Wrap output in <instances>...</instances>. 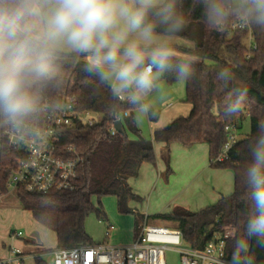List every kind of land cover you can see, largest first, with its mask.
I'll list each match as a JSON object with an SVG mask.
<instances>
[{"label": "trees", "instance_id": "16d2710c", "mask_svg": "<svg viewBox=\"0 0 264 264\" xmlns=\"http://www.w3.org/2000/svg\"><path fill=\"white\" fill-rule=\"evenodd\" d=\"M177 9L185 19V29L177 39L186 44L179 45L178 49L201 61L188 60L190 73L187 77H179L174 70L162 75L168 83L185 81L184 102L191 109L187 115L155 129L153 140L129 137V132L140 134L133 112L141 104L118 100L108 86L87 71L83 61L72 56L63 62L60 83L44 92L41 106L47 101L57 104L67 93L77 98L80 110L102 115L101 122L93 126L77 125L66 137V142L76 146L83 158L76 189L47 194L18 189L23 209L55 233L57 247L95 243L86 231V220L92 212L107 220L102 210V199L106 196L116 198L121 214L135 213L130 202L141 199L134 193L130 180L138 176L144 163L156 161L154 142L168 147L172 143L184 146L206 143L211 165L230 168L235 176L234 192L213 205L197 212L178 208L154 218L172 223L192 247L201 248L214 236L227 234L228 259L236 254L238 242L246 239L247 205L242 175L249 158V141L257 134L258 121L264 120V30L250 24V30L232 31L230 24L239 20L235 17L224 22V28L213 26L205 18L202 0H178ZM249 34L257 48L247 58L249 49L245 39ZM126 110L131 111V115L122 122L123 133L111 135L109 127L113 117ZM148 114L151 122L159 120L160 112L153 108L148 107ZM246 116L251 122L250 134L232 147L228 159L215 162L227 141L226 126L234 125L239 130ZM5 127L6 124L0 123V196L9 190L8 180L15 169L16 157L4 136ZM94 199L98 201L97 206ZM146 218L142 214L136 216L135 238L141 232L138 221ZM249 256L254 264H264V248L254 242ZM35 260L36 264H51L40 257Z\"/></svg>", "mask_w": 264, "mask_h": 264}, {"label": "clouds", "instance_id": "9594fccd", "mask_svg": "<svg viewBox=\"0 0 264 264\" xmlns=\"http://www.w3.org/2000/svg\"><path fill=\"white\" fill-rule=\"evenodd\" d=\"M178 0H0V123L19 133L41 109L44 92L60 83L72 56L112 95L140 104L159 78L190 73L178 52L185 19ZM213 26L239 18L264 30V0H202ZM195 47V45H193ZM194 59V57H193ZM242 180L247 220L234 264H254L240 253L264 248V120L248 144Z\"/></svg>", "mask_w": 264, "mask_h": 264}, {"label": "built area", "instance_id": "2783aa9c", "mask_svg": "<svg viewBox=\"0 0 264 264\" xmlns=\"http://www.w3.org/2000/svg\"><path fill=\"white\" fill-rule=\"evenodd\" d=\"M225 23L222 27L224 28ZM232 31L250 30V24L242 20L230 24ZM250 39L252 40V36ZM251 41L249 53L257 47ZM79 61V60H78ZM132 104L127 99H118ZM143 104V100L140 103ZM96 113L82 111L78 100L70 94H63L57 104L45 102L37 116L30 122L23 133H19L6 124L4 136L8 146L15 153V169L8 180V189H22L29 193L47 194L52 191H72L76 189L79 178V166L83 158L76 146L66 142L68 132L83 124L93 126ZM131 111L116 114L109 127L111 135H117V121L123 122ZM227 141L215 162L228 159L229 151L239 141L234 126H226ZM21 231L13 234L21 238ZM228 235L214 236L203 247H192L183 238L177 228L144 224L140 234L128 245H114L106 242L81 244L72 247H57L51 251L24 253L20 248L8 247L7 256L0 258V264H25L30 257L46 259L49 255L51 264H167L166 252L175 251L180 256L181 264H234L233 258L226 256ZM91 253V260L87 254ZM234 257V256H233ZM249 251L241 255L247 260Z\"/></svg>", "mask_w": 264, "mask_h": 264}, {"label": "rangeland", "instance_id": "374dc122", "mask_svg": "<svg viewBox=\"0 0 264 264\" xmlns=\"http://www.w3.org/2000/svg\"><path fill=\"white\" fill-rule=\"evenodd\" d=\"M250 35L245 39L247 46L251 43ZM180 55L186 60L201 61L197 56L188 54L182 49H178ZM194 57V59H193ZM186 96L185 81L179 80L175 83H168L162 79L158 80L157 88L143 100V104L133 112V119L140 130V134L129 132L132 140L143 137L147 140L152 139V130L154 127L166 125L172 117L186 115L190 110V105L184 102ZM148 107L160 112L158 123H152L149 119ZM217 112V109H214ZM96 122H101L102 115L94 114ZM251 131V122L249 116H246L241 127L237 131L238 139L241 140ZM205 145V144H201ZM161 143L154 142L155 153H161ZM174 147H182L180 144ZM173 151L174 155H182L181 152ZM200 154L198 150L197 155ZM176 155V156H177ZM186 157L188 154H185ZM188 158V157H187ZM192 170H183V164L180 168H174L173 173H163V176L156 173H145L146 179L141 182L132 180L131 186L134 192L143 197L140 202H133L130 207L135 211L134 214H121L117 207V200L114 196H106L102 199V210L107 220L100 218L96 212H92L86 220V231L95 243L106 242L119 245L131 242L135 236V218L137 215L147 217L144 221L139 220L138 224L143 228L144 224L175 228L172 223L163 219L153 218V214H165L173 212L180 207H187L190 210H200V206H208L213 202L216 195L213 189V182L208 178V172L200 165V159H195ZM198 164V165H197ZM190 167V166H189ZM166 169V168H165ZM164 169V171H165ZM168 176V179L165 177ZM198 177H200L198 179ZM234 178L232 181V191L224 194L230 195L234 192ZM198 183L199 186L194 185ZM226 187V186H225ZM186 189L188 193H185ZM224 190V189H223ZM219 192L218 189L216 193ZM95 205L98 201L94 199ZM203 207V208H204ZM150 220L148 221V219ZM21 231L22 237L17 239L13 234ZM229 233V232H228ZM25 241H29L26 243ZM4 244L7 247L20 248L24 253H34L36 251H51L57 247L55 233L40 225L33 215L23 209L18 190H8L6 194L0 196V258L7 256ZM8 249V248H7ZM8 253V252H7ZM50 256L46 259L49 261ZM167 264H181L180 256L177 252L169 250L166 252ZM25 264H36L34 257L27 259Z\"/></svg>", "mask_w": 264, "mask_h": 264}, {"label": "crops", "instance_id": "0c3cea01", "mask_svg": "<svg viewBox=\"0 0 264 264\" xmlns=\"http://www.w3.org/2000/svg\"><path fill=\"white\" fill-rule=\"evenodd\" d=\"M179 41L181 42L180 43L181 46H186V44L183 41H181V40H179ZM190 109H191V107H190ZM179 116H182V115H178V116L174 115L172 117V119L167 124H169L172 120H174L175 118H177ZM152 123L156 124V123H158V121L152 122ZM166 125L154 127L152 130V134H153V131L155 129L163 128ZM161 144L164 147L161 146V148H160L161 153L160 154H158L156 151V161L154 163H144L139 170L138 176L135 178H132L130 180V185H131L132 180H135V182H137V183L141 182V184H142V180L146 179V174H145L146 172L147 173H151V172L156 173V171L158 170L157 172L160 173L161 176H163V173H165V172L167 174L173 173L174 168H180L182 163L185 164V165H183L182 169L183 170H189V172H190L192 170V166L195 164V162H197L194 160L199 158L201 162H198V163H200V165L202 167H204V169L208 172V178L211 182H213V184H211V185H213V189L215 190V194H216L213 198L214 199L213 202L211 204H209L208 206L213 205L218 200H220L222 197L228 196V195L224 194L226 192H222V191H232L233 178L235 181V176H234L233 170L230 168H217V167L212 166L211 162H210L209 146L206 143H198V144H195L192 146L182 145V147H174L173 146V145L179 144V143H172L169 147L167 145H165L164 143H161ZM201 144H205V145H201ZM198 150H200V154L197 155ZM173 151L174 152L177 151L178 154H180L179 152H181L182 155L180 156V155L176 154L177 155L176 156L173 154ZM185 154H188L187 155L188 158L186 157ZM164 169H165V171H164ZM165 178L168 179V176H166ZM199 178L200 177H198V179ZM233 184H234V189H235V182ZM194 185L199 186L198 183H195ZM217 189L219 192L216 193ZM134 193H136L140 197V199H141L140 201H142L143 197L141 195H139L137 192H134ZM185 193H188L187 189H186ZM140 201H137V202H140ZM133 202H136V201H131L130 205ZM208 206H206V207L200 206L202 208H199V209L203 210V209L207 208ZM180 208L190 210L187 207H180ZM200 210H190V211L197 212ZM159 214H161V213L153 214V218H154V216L159 215ZM154 219H156V218H154ZM149 220H150V218L148 219V221ZM134 240H135V236L131 242H128L126 244H119V245H128V244H131ZM25 242L29 243V241H25ZM4 248L6 249L5 253L7 254V252H8L7 248L8 247L5 244H4ZM44 251H46V250H44ZM36 252H40V251H36Z\"/></svg>", "mask_w": 264, "mask_h": 264}, {"label": "water", "instance_id": "95a60500", "mask_svg": "<svg viewBox=\"0 0 264 264\" xmlns=\"http://www.w3.org/2000/svg\"><path fill=\"white\" fill-rule=\"evenodd\" d=\"M116 129L118 130L119 133H123V127H122V123L120 121H117L115 123Z\"/></svg>", "mask_w": 264, "mask_h": 264}, {"label": "snow or ice", "instance_id": "6c2138e0", "mask_svg": "<svg viewBox=\"0 0 264 264\" xmlns=\"http://www.w3.org/2000/svg\"><path fill=\"white\" fill-rule=\"evenodd\" d=\"M87 257H88L89 260H91V253H88Z\"/></svg>", "mask_w": 264, "mask_h": 264}]
</instances>
